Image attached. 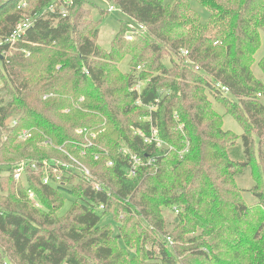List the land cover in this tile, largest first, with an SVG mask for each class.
<instances>
[{
    "label": "trees",
    "instance_id": "trees-1",
    "mask_svg": "<svg viewBox=\"0 0 264 264\" xmlns=\"http://www.w3.org/2000/svg\"><path fill=\"white\" fill-rule=\"evenodd\" d=\"M104 1L145 33L127 37L121 27L107 51L99 45L100 21L86 0H0V40L23 15L36 18L24 42L0 46L6 55L0 167L19 164L33 149L26 185L12 175L0 181V264H264V84L252 71L264 0ZM193 2L209 13L208 21L191 8ZM106 12L100 10L101 17ZM167 57L171 70L163 65ZM126 60L130 73L123 75L119 66ZM259 67L264 73V57ZM136 77L149 81L141 95L131 91ZM209 95L242 126V147L236 134L223 129ZM141 107L154 110L144 113ZM11 115L17 116L16 127L6 125ZM152 128L172 149L145 144L138 133L150 137ZM24 130L32 138L20 144L16 137ZM122 144L153 162L135 178ZM40 145L53 148L42 151ZM64 152L85 154L90 181L69 183L72 190L65 180L73 177L56 188L43 184L45 160L69 163ZM257 161L260 175L251 176L263 190L254 193L258 204L248 206L236 179ZM29 191L46 211L29 199ZM64 193L75 202L61 223L56 211ZM112 208L114 218L122 219L118 238L99 227ZM166 208L178 211L171 232ZM118 239L140 252V259L129 261L116 251Z\"/></svg>",
    "mask_w": 264,
    "mask_h": 264
},
{
    "label": "rangeland",
    "instance_id": "rangeland-1",
    "mask_svg": "<svg viewBox=\"0 0 264 264\" xmlns=\"http://www.w3.org/2000/svg\"><path fill=\"white\" fill-rule=\"evenodd\" d=\"M86 1L92 6V17H93V19L95 21H100L99 22L100 35H99L98 42H99V45L103 49L110 51L111 42H112L114 36L119 32L121 27H122V29H124L126 31V34H128L130 32H131V35L134 32L145 33V30L141 26L136 24L128 16L124 15L119 8H115V11H113L112 13L107 14V12H106V14L103 17H101L100 10H102V9L109 10V8L112 4H109V3L105 2L104 0H86ZM191 8L201 16V19L203 22L208 21L209 13L204 9V7L202 5H200L199 3L193 2L191 4ZM263 57H264V30L261 31V46L255 55V63L252 66V71H253L254 76L258 80L263 82V84H264V73L262 72V70L259 67V62ZM174 61L177 65H183L184 64V63H181L180 61H178L177 58H174ZM163 65L168 70H171L174 67L173 63H171V61L168 57L164 60ZM119 70L121 71V73L123 75H128L130 73V69L128 66V60L124 61L119 66ZM2 72H3L2 65L0 63V74ZM154 74H159V73L155 72ZM2 88H3V82L0 79V95L1 96H3L5 94L3 91H1ZM8 99L9 98H6V101H8ZM209 99H211V101L213 102L214 110L219 115H221L223 118V129L225 131H230V132H233L234 134H236L239 137V139L237 140V145L242 147V139H241V136L243 134L242 126L237 121H235L231 116L226 114L225 109L221 105L216 103L210 95H209ZM260 99H261V102L264 104V96H261ZM147 110H150V109H148V108L145 109L143 107H141L139 109V111H143L144 113H146ZM16 117H17L16 115H11L6 122V125L8 127H11V124L16 119ZM149 120L150 119L147 118V121H149ZM2 135L5 139L7 137V132L6 131L2 132ZM16 140L20 144L26 143V142H21L18 135L16 137ZM257 143H258V138L255 139L256 147H257ZM38 148L42 151H51L53 147L40 145V146H38ZM126 148L127 147L124 144H122L121 151L123 149H126ZM59 151L62 152L61 150H59ZM30 154H33V149L31 150V152L28 153L27 157L22 159L23 161L19 160V162H18L19 164L12 166L11 168L10 167H0V181H5V179H7L10 175H12L13 179L15 181L22 182L26 185V183H25L26 177H27L26 168L28 167V165L31 164L30 162H27V159H28V157H30ZM75 158H77V157H75ZM78 159H81V158L79 157ZM84 159H81V161L83 162ZM70 162H71V160H70ZM55 163H59L58 166L62 167V170L61 169L59 170L57 168L59 171L56 174V177H60L62 182H63V179L65 180L68 177L74 178L75 181L72 179L65 180L66 182H68L65 184H67L68 187L72 190L73 186H76L79 183L80 178H78L77 176H74V169L72 167L65 166L67 164L66 162H63L61 160H57V162H55ZM22 164L24 165L25 173L22 175V177L19 180H17L14 176L15 170L19 165H22ZM44 164L50 165V162L45 160ZM66 169L69 172H63V170H66ZM253 171L257 175H260V172H261L260 161H257V164H255L254 168H252V169L248 168L246 170L244 176L236 179L237 186L242 191L243 199L248 206H254V205L258 204V199H257V197L254 196V193L262 192V190H263L261 183H260L258 188L255 187V182L251 176L252 175L251 173ZM69 183H72L73 186H71ZM2 195H3V192L0 189V196H2ZM63 196L65 198V203L62 204V207H60V209L58 211H56V217L58 218V220L61 223L66 221L65 219L67 217V214L70 212L72 204L75 202V198L72 197L71 195H69L68 193H64ZM39 208L42 209L43 211L44 210L46 211V209L44 207L41 208V206H40ZM115 213H116L115 209L112 208L109 211V213L103 219H101L99 227L100 228L109 227L113 233V236L118 238V237H120V228H119L120 224H119V222H121L122 219L121 218H119V219L114 218ZM163 216L166 220L167 231L171 232L174 228V221H175V218L177 216V213L173 209L166 208V209H163ZM117 245L118 246L116 247V251L123 252L124 256L127 257V259L129 261L140 259L141 253L138 252L134 248L125 247V244L122 241V239H118ZM147 246L149 247V245H147Z\"/></svg>",
    "mask_w": 264,
    "mask_h": 264
},
{
    "label": "built area",
    "instance_id": "built-area-1",
    "mask_svg": "<svg viewBox=\"0 0 264 264\" xmlns=\"http://www.w3.org/2000/svg\"><path fill=\"white\" fill-rule=\"evenodd\" d=\"M25 7V5H24ZM115 8H117L115 5H111L108 13H112L113 11H115ZM49 11L51 13L55 12L54 7H51L49 9ZM60 13H62L63 16L66 15V10L62 7L60 8ZM45 12H42L40 15H44ZM36 22V18L32 17L30 15H23V18L20 20V23L16 26L15 30L13 31V33L5 38V39H1L0 40V46H4V45H15L17 43L20 42H24L28 32L34 27ZM131 32L127 34V37H130ZM183 56H188V51L186 50H182L181 51ZM5 53H0V63L2 62L3 58L5 57ZM138 70L140 71V68H138ZM149 81H144V80H139L138 77H136L133 81V84L131 86V91L137 93L138 95H141L142 92L145 90L146 86L148 85ZM223 92L227 93L228 91L226 89H222ZM53 97L52 95L50 96H46L44 97V100H47L48 98ZM157 102H159V100H157ZM140 103V102H138ZM150 110H154L153 107L148 108ZM175 119L177 121H179L178 116H175ZM16 123L13 122L11 124V127H16ZM184 126L182 124L178 125L177 130L183 131ZM87 131H79V134L82 133H86ZM138 135L144 139L145 144L147 145H154L155 149L158 151H167L168 149H172L171 147H169L160 137L159 131L156 128H152L151 129V136L147 137L145 136L141 131H139ZM19 139L21 142H27L28 140H30L32 138V134L29 131H22L19 134ZM86 137H90L91 140L96 139L97 135L95 133H90L87 134L86 133ZM91 144V143H90ZM188 151V149H186V151L183 152V154H181V156L184 155V153H186ZM65 153V152H64ZM122 153L126 156H129V176L130 178H135L138 174V171L143 168L146 167L150 164H152L153 162L151 160H143V158L139 157L138 155L132 153V151H130L128 148L123 149ZM69 160H71V162L68 164H66L65 166L68 167H72L74 169V176H77L78 178H84L87 181H90V170L85 166V164L81 161V159L85 158V154L82 153L80 155L81 159L75 158L73 156H70L68 153H65ZM148 162V163H147ZM59 163H54V165H48V164H44L43 166V173H44V177H43V184L45 186H49V187H53L56 188L60 185H62V180L60 177H56L57 172L60 170ZM57 165V166H56ZM114 166L113 162H108L107 163V167L111 168ZM31 168L33 170H35L37 167L36 165H31ZM59 170H58V169ZM27 170V168H26ZM25 173V168L24 165H19L16 170H15V178L17 180H19L22 175ZM96 191H100V187L96 186L95 187ZM28 197L30 200H32L35 203L36 207H40V204L38 203V198L35 196V194L32 191L28 192ZM104 206L101 205L99 207V211H104ZM176 213L178 214V211H176ZM168 242L172 243V240L170 238H168Z\"/></svg>",
    "mask_w": 264,
    "mask_h": 264
}]
</instances>
